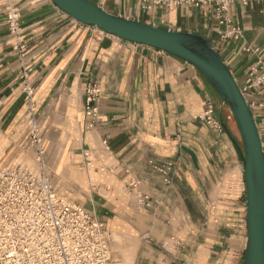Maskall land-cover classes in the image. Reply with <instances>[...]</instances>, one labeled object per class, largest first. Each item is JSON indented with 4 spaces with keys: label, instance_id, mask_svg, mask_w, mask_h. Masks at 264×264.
<instances>
[{
    "label": "crops",
    "instance_id": "1",
    "mask_svg": "<svg viewBox=\"0 0 264 264\" xmlns=\"http://www.w3.org/2000/svg\"><path fill=\"white\" fill-rule=\"evenodd\" d=\"M90 1L114 14L205 36L238 84L264 62V0L231 6L228 15L242 30L238 39L222 38L225 25L212 10L192 4L142 11L136 0ZM12 4L21 13L16 32L7 21ZM24 71L34 88L33 113L44 130L55 189L129 240L132 264H244L241 133L229 106L195 65L82 24L52 0H0L3 165L35 156ZM93 82L100 88L96 117L86 113V88ZM262 93L263 86L249 91ZM208 100L223 130L200 118ZM258 128L264 149V123ZM138 193L148 197V206L138 204Z\"/></svg>",
    "mask_w": 264,
    "mask_h": 264
},
{
    "label": "built area",
    "instance_id": "2",
    "mask_svg": "<svg viewBox=\"0 0 264 264\" xmlns=\"http://www.w3.org/2000/svg\"><path fill=\"white\" fill-rule=\"evenodd\" d=\"M142 11L156 6L171 7L192 4L212 10L216 21L225 25L222 38H240L242 30L228 15L238 0H136ZM247 4L249 0H242ZM21 13L16 5L7 8V21L12 32L19 30ZM250 50V47H246ZM261 70L256 76L255 74ZM25 78L24 90L30 103L27 114L29 145L35 151L36 167L26 163H0V264H116L111 249V233L105 222L97 219L82 203L61 195L55 189L46 167L47 144L44 130L37 122L32 107L33 86ZM251 107L257 125L264 123V93L251 96L253 87H264V62L253 66L245 84H239ZM100 93L96 82L86 88V113L96 117L93 105ZM200 118L208 125L223 130L215 117V104L208 100ZM107 144V140H104ZM90 163V160L87 161ZM113 171L112 168H110ZM137 186L138 182H132ZM148 197L138 193L140 206H148ZM212 208H216L212 203ZM175 240V238H173Z\"/></svg>",
    "mask_w": 264,
    "mask_h": 264
},
{
    "label": "water",
    "instance_id": "3",
    "mask_svg": "<svg viewBox=\"0 0 264 264\" xmlns=\"http://www.w3.org/2000/svg\"><path fill=\"white\" fill-rule=\"evenodd\" d=\"M78 22L162 49L195 65L229 106L242 136L247 189L248 246L244 264H264V149L253 111L212 43L203 35L174 31L107 11L90 0H52Z\"/></svg>",
    "mask_w": 264,
    "mask_h": 264
},
{
    "label": "rangeland",
    "instance_id": "4",
    "mask_svg": "<svg viewBox=\"0 0 264 264\" xmlns=\"http://www.w3.org/2000/svg\"><path fill=\"white\" fill-rule=\"evenodd\" d=\"M240 141H242V145H243L242 136H240ZM26 164L33 168L36 167L35 158L27 159ZM110 233H111V249H112L113 257L116 260V264H132L133 261L131 259V252L128 251V247L130 246L129 240L121 237L120 235H118L113 231H110ZM168 241L170 242L169 243L170 245H168V247L174 249L173 248L175 242L174 239L170 237L168 238Z\"/></svg>",
    "mask_w": 264,
    "mask_h": 264
}]
</instances>
